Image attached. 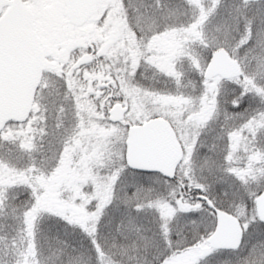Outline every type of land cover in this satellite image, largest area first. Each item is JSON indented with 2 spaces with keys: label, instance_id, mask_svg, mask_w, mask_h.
<instances>
[{
  "label": "snow or ice",
  "instance_id": "snow-or-ice-1",
  "mask_svg": "<svg viewBox=\"0 0 264 264\" xmlns=\"http://www.w3.org/2000/svg\"><path fill=\"white\" fill-rule=\"evenodd\" d=\"M0 264H264V0H0Z\"/></svg>",
  "mask_w": 264,
  "mask_h": 264
}]
</instances>
